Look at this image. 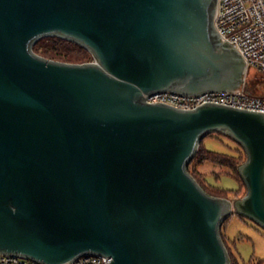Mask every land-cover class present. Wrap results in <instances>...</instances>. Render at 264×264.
<instances>
[{"label":"water","instance_id":"1","mask_svg":"<svg viewBox=\"0 0 264 264\" xmlns=\"http://www.w3.org/2000/svg\"><path fill=\"white\" fill-rule=\"evenodd\" d=\"M217 0H0V253L44 264H230L220 225L264 228V111L148 96L239 87L246 64L214 25ZM56 35L93 60L33 50ZM221 132L246 158V192L205 191L188 171Z\"/></svg>","mask_w":264,"mask_h":264},{"label":"built area","instance_id":"2","mask_svg":"<svg viewBox=\"0 0 264 264\" xmlns=\"http://www.w3.org/2000/svg\"><path fill=\"white\" fill-rule=\"evenodd\" d=\"M214 25L221 39L230 42L242 55L246 72L243 83L229 91H208L186 95L162 91L147 97L181 108H192L205 100L264 111V93L248 91L246 74L252 68L264 78V0H217ZM110 256L84 254L67 264H108ZM0 264H44L18 254L0 253Z\"/></svg>","mask_w":264,"mask_h":264},{"label":"rangeland","instance_id":"3","mask_svg":"<svg viewBox=\"0 0 264 264\" xmlns=\"http://www.w3.org/2000/svg\"><path fill=\"white\" fill-rule=\"evenodd\" d=\"M246 83L252 92L264 93V78L255 69L247 72ZM203 145L207 149L220 152L239 153L242 150L228 138L214 133L203 139ZM190 167L197 172L199 179L209 190L214 187L232 190L239 186L238 193L229 192L225 196L230 199L237 198L235 195L240 197L245 192L246 188L241 179L226 167L207 162L199 163L196 160L190 161ZM220 235L227 248L237 257L239 264H254L256 259L264 257V228L254 221L236 213L232 214L221 223Z\"/></svg>","mask_w":264,"mask_h":264},{"label":"trees","instance_id":"4","mask_svg":"<svg viewBox=\"0 0 264 264\" xmlns=\"http://www.w3.org/2000/svg\"><path fill=\"white\" fill-rule=\"evenodd\" d=\"M33 50L37 52L38 54L52 59H57L61 61H67V62H85V61H91L93 60L92 54L86 49L85 47L81 46L79 43L60 37L56 35H48L43 36L40 39H38L33 44ZM248 91L252 92L251 89L248 87ZM257 94V93H254ZM220 134V136L226 137L232 142H234L238 147H240L242 150L239 151V153H232L230 151H214L205 148L203 145V139L207 136H210L211 134ZM246 158V153L242 146L236 142L235 140L231 139L228 135H225L221 132H212L207 135H205L199 143V146L191 158L190 161L196 160L199 163H210L212 165L220 166V167H226L230 171L235 172V174L241 179L243 182L239 172H238V165L243 162ZM190 161L188 163V171L192 174V176L197 180V182L200 184V186L207 191L209 194L215 195V196H226L229 192H234L235 194L239 191V186L235 189L229 190L221 187H214L212 190L207 189L206 186L202 183V181L199 179L197 172L190 167ZM244 184V182H243ZM245 186V184H244ZM246 188V187H245ZM246 192V189H245ZM244 192V193H245ZM243 195V194H242ZM238 197V195H235ZM236 212L231 213L228 217H226L223 221H225L227 218H229L232 214H235ZM238 214V213H236ZM240 217H244L240 214H238ZM246 218V217H244ZM227 247V246H226ZM228 254L230 257V264H239L237 257L230 251L228 248ZM250 261V260H249ZM253 264V263H248ZM254 264H264V257L256 259Z\"/></svg>","mask_w":264,"mask_h":264}]
</instances>
